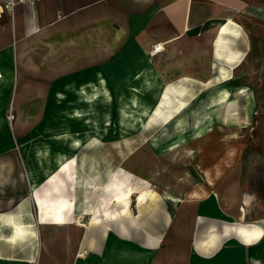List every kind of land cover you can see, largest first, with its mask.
Here are the masks:
<instances>
[{
	"label": "crops",
	"instance_id": "0c3cea01",
	"mask_svg": "<svg viewBox=\"0 0 264 264\" xmlns=\"http://www.w3.org/2000/svg\"><path fill=\"white\" fill-rule=\"evenodd\" d=\"M149 38L165 49L159 70L166 81L221 86L240 64L253 86L264 87V0H40L0 18V264H264V113L244 84L237 95L227 88L225 101L215 90L199 113V123L214 114L215 126L207 120L189 130L176 120L174 133L193 137L191 146L177 137L173 149L194 166L173 175L171 188L157 186L185 202L159 196L133 216L123 203L119 213L108 206L105 219L85 220L93 213L79 155L97 136L71 153L58 133L73 134L64 140L79 148L78 136L91 132L83 122L98 115L85 117L82 103L113 102L115 82L132 76L143 83L134 91L146 89L150 80L131 74L130 63L144 68ZM180 40H187L181 59ZM175 97L174 117L190 107L183 90ZM11 98L16 141L2 113ZM77 111L84 116L68 114ZM49 136L65 153L55 156ZM72 156L69 174L63 167Z\"/></svg>",
	"mask_w": 264,
	"mask_h": 264
},
{
	"label": "rangeland",
	"instance_id": "374dc122",
	"mask_svg": "<svg viewBox=\"0 0 264 264\" xmlns=\"http://www.w3.org/2000/svg\"><path fill=\"white\" fill-rule=\"evenodd\" d=\"M163 10L164 13H169L170 9L164 7ZM148 40L151 41V44L148 48V61L144 68L137 69L136 65L138 64H135L134 61L130 63L133 74L140 72L141 75L147 76L150 80L146 85V89L140 93L134 91L138 88L141 89V85H143L139 79H135L137 76H132L129 81L122 79L119 82H115L113 85V102L102 100L96 102L94 110L95 114L97 113L98 115H95L92 119H85L83 122L82 126L91 132L84 136L81 135L82 137L78 136L81 140L78 143L79 148H75V144H68L64 140L71 135L65 137L58 133L60 141H64L67 144L71 153L80 151L89 139L97 136L91 140V144L87 146L88 148L84 149L83 153L79 155L80 158H83V164L78 168L79 172L84 175L83 185L88 194L86 210L93 213L85 218L86 221L96 216L99 220L105 219L102 216L107 212L108 206L110 213H119L123 203L117 204V202L113 203V201L117 194L122 191L127 192L129 187H139L138 192L142 190L148 191L151 189L150 186H157L163 183L168 188H171L174 177H181L187 169H193L195 161L183 160L185 158L181 154L184 151L177 152L175 151L176 147L173 149L174 143H178L176 141L177 137L185 136L186 142L187 139L190 141V146L192 145L191 136L193 137V135L187 133L176 135L174 133L177 130L176 120L184 121L185 126L189 130L194 129L201 120L196 121L199 113L209 104V100L214 95L215 90L226 87L231 90L233 95H237L239 94V89L247 85L252 90H256L258 95L255 110L260 114L264 113V87L251 84L250 78L246 77L248 73L247 65L241 70L237 69L240 64L229 67L227 69L231 73L227 74L229 81L227 84L217 85L218 87L211 83L214 82L213 80L210 81L211 84L204 86L189 84L187 79L176 80L170 77L166 81L162 79L159 70L160 54L156 53L157 45L160 42L155 41L153 38ZM175 46L180 50L179 56L181 59L183 51L187 49V40H180ZM154 54L159 57H153ZM120 57L119 54L116 60L119 61ZM217 71L219 73L220 70ZM240 77L245 78V80H238ZM177 90L184 91L185 102L190 104V107L188 111L186 110L174 117L173 110L177 103L175 101ZM133 98H136L137 101L133 100ZM70 104L73 105L74 103H69L68 109L73 107ZM56 105L59 106L60 104ZM57 106L52 105L51 109L54 110L53 112H56L55 108ZM3 107V118L13 135L15 116L17 114L16 102L11 98ZM82 108L85 111L90 109L86 103H82ZM108 111H111L109 116H107ZM38 120L39 118L36 121ZM138 122H140V125H138ZM186 127L185 129H187ZM217 127L221 128L224 126L220 123L217 124ZM218 131L223 132L224 130L220 129ZM220 132L216 134L217 138L218 136H223ZM13 137L14 141H16L15 135ZM71 137L75 136L72 134ZM54 139L53 136H49L45 138V141L51 144L54 151L52 152L55 156L60 151L65 153L63 149L58 148L56 143L54 144ZM179 147H182V145ZM74 149L77 150L72 151ZM17 151L21 153V145L19 144ZM74 163L75 160L72 156L71 162H68L63 167L67 173L74 174ZM118 184H121L120 190L116 189ZM138 196L137 194L132 198L130 206L132 207L130 208L131 216L137 211Z\"/></svg>",
	"mask_w": 264,
	"mask_h": 264
},
{
	"label": "bare ground",
	"instance_id": "6f19581e",
	"mask_svg": "<svg viewBox=\"0 0 264 264\" xmlns=\"http://www.w3.org/2000/svg\"><path fill=\"white\" fill-rule=\"evenodd\" d=\"M174 48V47H173ZM163 50H165L164 49V47H163V45H157V49H156V53H161ZM155 52V51H154ZM133 53V50L130 52V54H132ZM126 54V53H125ZM148 54H146L145 56L144 55H142L143 57H142V59H143V62L142 63H139L142 67L147 63V56ZM155 55V54H154ZM164 56V55H163ZM167 57V56H166ZM164 58L165 57H163V60H160V61H164ZM166 59V58H165ZM149 61H150V59H149ZM175 68V67H174ZM172 70V69H171ZM168 72V71H167ZM131 74H133V72L131 71ZM0 77H1V73H0ZM102 86L104 87V90H105V93H110V91H109V88H108V86H107V84H106V80H104V79H102ZM227 91H228V89L226 88V87H221L220 89H219V95H220V98H219V100L220 101H225V100H227V99H225L226 97H227ZM89 98V97H88ZM213 102H216V101H213ZM218 102V101H217ZM248 102V101H247ZM87 104H88V106L90 107V108H93V111H88V113H86V114H88V115H85V117H90L91 118V114L92 113H94L95 114V110H94V106H95V101L94 100H89L88 102H86ZM69 115H76V117L77 118H79L80 116H84L83 115V113H81V112H79V111H77L76 112V114H74L73 112L72 113H68ZM209 114V116L207 115L206 117H205V119H202V122H207V120L210 122V124L213 126L214 124H215V119H214V114H212V113H208ZM216 114V113H215ZM20 119V118H19ZM24 120V119H23ZM202 122H200L199 124H201ZM229 128H237L238 126H234V125H232V124H229V126H228ZM234 135H232V137H233ZM182 143V142H181ZM176 147V146H175ZM133 177H134V175H133ZM127 178V177H126ZM135 182H136V180H135ZM147 183H149V181H147ZM136 185V184H135ZM117 186V190H120L121 189V184H118V185H116ZM151 187V189L150 190H148V191H144V190H142V191H137V190H139L140 188L139 187H129L128 188V190H127V192H124V191H122V192H120V194H117L116 196H115V203L117 202V204L118 203H124L125 204V208H124V212L125 213H128L129 212V210H130V208H132V207H130L131 206V203H132V198L134 197V195H139L138 196V203L139 204H141V203H145V202H148V201H152V199H154V198H156V197H159V196H161V197H163V198H165V199H167L168 201H170V202H185L188 198H185V197H179V196H177V195H174V194H172V193H169L167 190H165V189H163V188H161V187H158V186H150ZM104 201V200H103ZM187 204V203H186ZM180 228H182V226L180 227ZM178 232V231H177ZM180 233V232H179Z\"/></svg>",
	"mask_w": 264,
	"mask_h": 264
},
{
	"label": "built area",
	"instance_id": "2783aa9c",
	"mask_svg": "<svg viewBox=\"0 0 264 264\" xmlns=\"http://www.w3.org/2000/svg\"><path fill=\"white\" fill-rule=\"evenodd\" d=\"M40 0H1L0 1V18L3 15L14 17L17 9L21 6H35Z\"/></svg>",
	"mask_w": 264,
	"mask_h": 264
}]
</instances>
